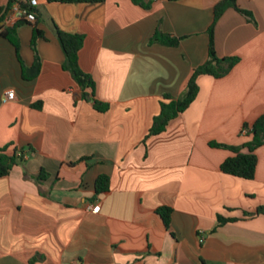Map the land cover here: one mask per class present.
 I'll return each mask as SVG.
<instances>
[{"label":"crops","instance_id":"obj_1","mask_svg":"<svg viewBox=\"0 0 264 264\" xmlns=\"http://www.w3.org/2000/svg\"><path fill=\"white\" fill-rule=\"evenodd\" d=\"M142 1L149 8L37 0L41 67L31 80L0 35V148L24 157L0 178V264H264V146L251 180L224 174L234 153L210 146L241 147L251 140L244 124L264 114V0L237 1L253 22L224 12L215 51L239 62L222 78L199 76L189 108L150 137L163 96L181 97L205 62L221 0ZM8 2L0 0V31L17 22ZM34 24L17 28L26 68ZM157 30L179 45L150 44ZM58 31L83 36L78 64L94 83L90 100L63 69ZM8 90L15 99L3 104ZM93 99L108 109L97 112ZM102 175L108 189L97 193ZM160 207L172 209L168 229Z\"/></svg>","mask_w":264,"mask_h":264},{"label":"trees","instance_id":"obj_2","mask_svg":"<svg viewBox=\"0 0 264 264\" xmlns=\"http://www.w3.org/2000/svg\"><path fill=\"white\" fill-rule=\"evenodd\" d=\"M48 3H101L104 0H46ZM140 7L147 9L149 4L143 3L142 0H132ZM178 1V0H168ZM238 0H221L213 8V17L210 26L207 29L209 37L207 58L205 62L198 67L194 68L185 86L184 93L181 97L173 99L169 95H164L160 103V112L154 117L152 125L149 129L147 137L156 136L165 131L170 121L177 118L180 114L185 112L197 97L199 88L197 85V78L201 75H209L214 79H219L226 76L231 69L239 62L238 57H219L215 51L214 46V28L217 21L221 18L224 12L228 9H234L241 13L249 22H253L252 14L248 11L240 10L237 6ZM13 3H17L21 9L34 14V8L28 5L27 0H9L7 8ZM26 23L24 20L17 21L13 26L3 28L0 31L1 37L6 39L14 48L17 59L22 67V78L24 80H31L35 78L40 72V59L36 51V42L39 38H43V33L33 25L32 37L30 46L34 52V62L32 67L26 68L22 62L20 55V40L17 35V28L21 24ZM57 37L60 46L64 53L63 69L70 73L75 82L83 91V98L90 100L89 95L86 93L87 89H94V83L91 77L85 74L78 64V53L83 45V36L77 34H70L65 32H57ZM181 38L171 37L168 34L162 33L157 30L151 37L150 44H160L167 47H177ZM92 96V94H90ZM93 108L100 113L108 109L106 103L99 102L93 99ZM243 129L247 130L246 135L251 138L250 141L243 144L241 147H232L227 145H220L210 143L211 147L223 148L230 150L234 156L227 158L221 164V171L224 174L232 175L235 177L251 180L254 178L255 169L257 165V157L255 151L257 148L264 146V114L259 116L252 125L244 124ZM246 149V153L241 151ZM24 157L22 152L13 149L8 152V147L0 148V178L8 176L11 169L16 165H22ZM42 175L37 178L41 180ZM108 189V177L105 175L99 176L95 181V190L97 193L105 192ZM160 216L163 225L166 229L170 226L172 209L169 207H160L156 210ZM258 214L264 215V207L258 209ZM225 219L218 217L219 225L224 224ZM29 264H33L31 261Z\"/></svg>","mask_w":264,"mask_h":264},{"label":"built area","instance_id":"obj_3","mask_svg":"<svg viewBox=\"0 0 264 264\" xmlns=\"http://www.w3.org/2000/svg\"><path fill=\"white\" fill-rule=\"evenodd\" d=\"M28 1V5L32 8H35L37 6V0H27ZM16 8H17V21L19 20H24L25 22L34 24L35 23V15L31 12H28L25 9H21L19 7V5L16 3ZM15 99V93L13 90H8L4 93L3 98H2V103L6 104L8 102H11ZM247 130L243 129L242 133L246 134ZM100 207L99 205H93V206H89L88 210L93 212V213H97L99 211ZM199 242L202 243L203 242V237H201L199 239ZM67 264H82L78 261H71Z\"/></svg>","mask_w":264,"mask_h":264}]
</instances>
